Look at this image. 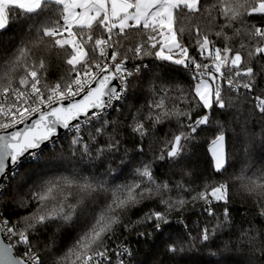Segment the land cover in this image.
<instances>
[{
    "label": "snow or ice",
    "instance_id": "6c2138e0",
    "mask_svg": "<svg viewBox=\"0 0 264 264\" xmlns=\"http://www.w3.org/2000/svg\"><path fill=\"white\" fill-rule=\"evenodd\" d=\"M52 3L56 11L33 29L29 14L41 9L45 0H0V31L17 19L28 29L22 46L0 57L7 74L23 72L19 87L13 86L12 79L0 85L4 96L0 102V173L5 174L6 161L16 165L25 154L38 158L49 145L54 150L64 139H68L70 154L60 152L53 161L78 164L70 171L25 174L21 184L31 182L33 187L14 203L30 210L11 227L10 220L0 221L25 251L22 258L14 257L11 245L0 244V264H67L70 258L72 264H112L106 242L121 229L133 231L129 213L146 201L158 202L162 210H150L136 222L151 229L137 233L143 242L171 222V213H177L178 222L187 227L185 221L190 218L186 214L197 215L199 208V214L216 220L215 225L211 230L197 226L195 235L192 230L180 231L166 253L215 245L221 239L219 233L231 228L230 185L199 174L185 161L202 132L213 136L208 151L215 175L227 173L237 145L264 143V64H259L264 61V0ZM205 13L209 21H219L214 36L223 41L222 48L207 31H201L199 19ZM192 17L197 18L193 21L195 55L181 40L183 20ZM129 34L141 42L123 48L119 40ZM237 39L241 43L234 50L230 43ZM40 48L67 65L66 75L54 85L41 83L37 68L44 69L43 59L28 65ZM255 64H259L258 70ZM178 72L184 73V86L171 75ZM225 86L237 96H226ZM171 92L177 95L168 96ZM145 96H150L151 102L137 107ZM165 99L171 100V106ZM237 102L250 105L242 122L215 118L216 110L226 112L237 107ZM125 109L127 116L122 118ZM165 125H174L175 130L169 127L161 141L157 133ZM161 143L163 147H159ZM163 165L182 178L189 169L187 186L170 177L159 179L156 172ZM124 169H128L126 174ZM196 180L202 183L193 187ZM242 189L254 202L255 216L262 223L243 232L237 244L225 241L222 250L217 248L242 253L238 264H264V164L252 171ZM220 208L222 218L217 215ZM69 222L77 229L76 239L68 252L56 259L64 234L61 229ZM41 247L43 257L36 251ZM114 254L117 264H139L130 248Z\"/></svg>",
    "mask_w": 264,
    "mask_h": 264
},
{
    "label": "trees",
    "instance_id": "16d2710c",
    "mask_svg": "<svg viewBox=\"0 0 264 264\" xmlns=\"http://www.w3.org/2000/svg\"><path fill=\"white\" fill-rule=\"evenodd\" d=\"M215 2L216 0H207V3ZM55 11L56 6L54 3H52V0H45V4L41 9H38L35 13L29 14L28 22L33 29L39 28L43 23L46 22L47 16ZM12 15H15V13ZM215 15L216 13L212 12V16ZM196 19V17H192L190 19L184 18L183 22L185 26V32L181 37L182 42H184L189 47L190 51L194 55L196 54L194 49L196 23H193V21ZM218 23L219 21H209L207 19V13H205L203 17L199 19L201 31H207L210 38L213 40H216V37L214 36L215 31L219 30L216 26ZM177 27H179V25H177ZM27 31L28 29L19 19L11 21L5 30L0 31V57L15 51L18 47H21V39L25 38ZM189 33H191V35H189ZM229 35H231V33H229ZM139 42H141L140 38H134L132 34H129L128 37H123L119 40V43L123 46V48H127L130 45L134 46ZM240 43L241 41L237 39L234 42H231L230 46L234 50H237L239 49ZM216 44L218 47H223L222 40H216ZM40 59H43L45 63L44 69L37 68L42 84L54 85L61 79V77L66 75L67 65L64 63V61L57 58L55 55H49L43 50V48L37 49L35 56L28 60L29 67L34 62L38 64ZM197 59L199 60L198 55ZM203 62L211 63L208 60H204ZM259 64H264V61H260ZM259 64L253 65L254 68L258 70ZM20 75H23V72H20L19 75L7 74L4 64L0 63V85H3L6 79H12L13 86L19 87ZM171 75L175 76L177 80L181 81V86H184L182 83L184 73L178 72ZM240 92L242 95L243 91ZM163 95L164 94L162 93L161 96ZM167 95L171 97L176 96L177 93L171 92ZM225 95H231L233 98H235L237 93L228 92L227 86H225ZM156 98L159 99L161 97L158 96ZM146 102H151L150 96L141 98L136 106L140 107ZM165 103L171 106L170 99H165ZM248 107H250V105L239 104L237 102V107L228 109L226 112L216 110L215 118L222 122L224 120H239L242 122L243 116ZM125 116H127V109L121 113L122 118ZM128 123H132L131 117H128ZM169 127H171L173 131L175 130L174 125H165L162 127L161 131L157 133L161 141H163L165 136L169 134ZM229 135H231V133H229ZM212 139V134L202 132L194 142V146H190L191 156L187 158L185 163L192 165L199 172V174L206 176L211 180L221 182L227 181V183L230 185L229 220L231 223V228H225L219 233L221 239L215 241V245L210 244L207 248L201 246L199 251L177 253L175 255L166 253V248L177 239L180 231L187 233L189 230H192V235H195L197 226L200 230H202L204 227H208L211 230L215 225L216 220L214 218L207 217L206 213L199 214L200 210L197 208L195 210L198 213L197 215L191 212L186 214V216L190 218V220L185 221L187 227H185L184 224L178 222V214L173 212L170 216L171 222L167 225H163L161 230H159L153 238L149 237L146 243L143 242V238H138L137 233L143 232L145 230L151 231V229L146 228L143 224H138L136 222L140 221L144 214L150 210H162V206H160L158 202L146 201L144 205H140L138 208L132 209V211L129 213V218L132 222L130 227L133 228V231L128 233L121 229L116 237L106 242L108 249L116 244L126 243L130 246L131 250L136 253V262H139V264H159V262H163V264H238V261L242 259V253L218 251L217 246H219V249L222 250L225 241H230L232 244H237L238 241L242 239L243 232L248 231L253 226L260 227L262 223L255 216L254 202L251 200L248 194L243 191L242 184L247 183V177L252 175V171H255L261 166V164H264V143H257L254 147L250 145H237V150L232 161L230 162L231 166L228 168L227 173L223 175H215L210 170V153L208 151ZM163 146V143L159 145V147ZM145 148L147 149V142H145ZM60 152H63L65 155L70 154L68 139L58 141L54 146V150L53 146L49 145L45 152L40 157L35 158V160L26 159L25 161H22L17 167L16 172L12 175H8V178L2 187L1 193L3 194L0 195V221L4 219L10 220L11 223L8 225V227H11L12 224L17 222L20 216L27 214V212L30 210L18 208L16 203H14V199L18 202L21 197L29 194V190L33 187L31 182L27 184H21L22 178H26V173L34 172L35 174L39 175L44 173L51 174L53 171H64L66 169L70 171L78 164V161H53V157ZM117 163H119V161H117ZM22 165L23 167H21ZM127 171L128 169H124L125 174ZM156 175L161 180H167L170 177L172 181L185 183L186 186V182L191 180L189 169H185L182 178L179 173L173 176L167 165L159 166ZM117 183H119V181H117ZM201 183L202 182L200 180H196L193 183V187H196ZM4 189H7V191L5 192ZM198 190L201 189L198 188ZM69 200L72 203H75V199L73 197H69ZM97 211L99 212V209ZM222 211L223 209L220 208L217 211V215L221 216ZM4 231L16 254L20 257H23V253L25 251L23 245L17 243V238L8 233L6 227H4ZM61 231L64 234L61 237L60 252L55 257L56 259H60L66 252H68V249L72 247L77 235V229L72 227L70 222L66 224L65 229H61ZM224 233H227V235ZM36 251L43 257L42 247L37 248ZM67 264H72L71 258Z\"/></svg>",
    "mask_w": 264,
    "mask_h": 264
},
{
    "label": "water",
    "instance_id": "95a60500",
    "mask_svg": "<svg viewBox=\"0 0 264 264\" xmlns=\"http://www.w3.org/2000/svg\"><path fill=\"white\" fill-rule=\"evenodd\" d=\"M16 127L19 128V127H22V125H17ZM10 130H11V129H9V130H5V131H10ZM27 155H28V154H25L24 156H21V157L19 158V160L17 161L16 165H12L10 162H7V161H6V163H7V167H6V170H5V174L0 173V193H1V191H2L3 184H4L5 180H6V176H7V174L9 173V171H10L12 168L16 167L18 164H20V163L26 158ZM0 244H3L4 246L11 245V243H10L8 237H7L6 234H5V231H4V229H3V226H0ZM11 247H12V255H13L14 257L22 258V257H20V256H18V255L16 254V252H15V250H14V248H13L12 245H11Z\"/></svg>",
    "mask_w": 264,
    "mask_h": 264
},
{
    "label": "built area",
    "instance_id": "2783aa9c",
    "mask_svg": "<svg viewBox=\"0 0 264 264\" xmlns=\"http://www.w3.org/2000/svg\"><path fill=\"white\" fill-rule=\"evenodd\" d=\"M94 70H95V69H93V71H94ZM240 91H244V90L241 89ZM3 101H4V96H3L2 94H0V102H3ZM26 159L35 160V159H34L32 156H30V155H27L26 158H25L23 161H25ZM18 166H19V164H18L16 167L12 168V169L9 171V173H8L7 176H6V180H7V178H8V175H12L13 173L16 172ZM6 180H5V181H6ZM3 229H4V227H3ZM124 248H130V246L127 245L126 243H119V244H116V245H114V246H112V247H110V248L108 249V252H109L110 257H111V259H112V264H117V259H118V257H117L114 253H116L117 251H122ZM130 250H131V248H130Z\"/></svg>",
    "mask_w": 264,
    "mask_h": 264
},
{
    "label": "rangeland",
    "instance_id": "374dc122",
    "mask_svg": "<svg viewBox=\"0 0 264 264\" xmlns=\"http://www.w3.org/2000/svg\"><path fill=\"white\" fill-rule=\"evenodd\" d=\"M50 146H52V145H50ZM211 146V145H210Z\"/></svg>",
    "mask_w": 264,
    "mask_h": 264
}]
</instances>
